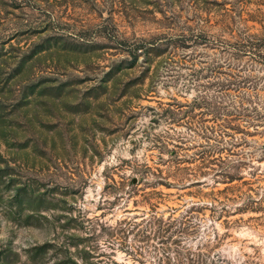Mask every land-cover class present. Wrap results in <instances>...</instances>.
<instances>
[{
    "label": "rangeland",
    "instance_id": "rangeland-1",
    "mask_svg": "<svg viewBox=\"0 0 264 264\" xmlns=\"http://www.w3.org/2000/svg\"><path fill=\"white\" fill-rule=\"evenodd\" d=\"M264 0H0V264H264Z\"/></svg>",
    "mask_w": 264,
    "mask_h": 264
},
{
    "label": "trees",
    "instance_id": "trees-1",
    "mask_svg": "<svg viewBox=\"0 0 264 264\" xmlns=\"http://www.w3.org/2000/svg\"><path fill=\"white\" fill-rule=\"evenodd\" d=\"M259 47H261V49L263 50V53L260 55H261V58L264 59V39L260 40Z\"/></svg>",
    "mask_w": 264,
    "mask_h": 264
}]
</instances>
